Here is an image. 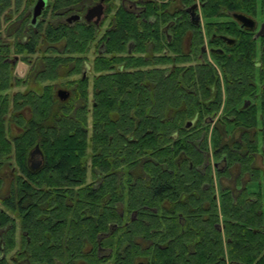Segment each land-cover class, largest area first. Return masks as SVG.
I'll list each match as a JSON object with an SVG mask.
<instances>
[{"label":"trees","instance_id":"1","mask_svg":"<svg viewBox=\"0 0 264 264\" xmlns=\"http://www.w3.org/2000/svg\"><path fill=\"white\" fill-rule=\"evenodd\" d=\"M33 1L0 0V188L3 167H13L0 195V264H264V88L255 97L253 84L264 80V53L255 74L250 36L230 56L191 64L182 32L172 28L166 47L160 33L172 0L153 9L158 27L147 36L122 7L102 35L92 23L61 20L55 11L76 0H54L34 25L11 20ZM179 1L201 2L203 20L264 7ZM99 43L105 54L89 83L82 67ZM161 46L170 51L155 55ZM11 52L28 64L24 79ZM19 84L27 90L10 96Z\"/></svg>","mask_w":264,"mask_h":264},{"label":"flooded vegetation","instance_id":"2","mask_svg":"<svg viewBox=\"0 0 264 264\" xmlns=\"http://www.w3.org/2000/svg\"><path fill=\"white\" fill-rule=\"evenodd\" d=\"M36 1L37 0H34L32 4L27 7H22V10H20L16 14L13 20H30V24L34 25L36 23V20L40 19L44 10H48V15L51 14L50 10L54 6V0H45V4L43 9L41 10V13L34 20L33 6ZM98 3H101L103 6V14L101 19L97 22L92 19H86L84 17L86 10L89 7ZM160 3L161 0H76L74 6H71V9L68 10V7L65 6L62 10H56L55 13H58L60 19L66 21L69 24L75 21H85L89 24L92 23L94 24L98 35H102L103 33H106L107 30L112 28L115 24V20H113V10L117 9L118 7H122L129 12L135 13V15L140 19L138 21L141 27V33L144 36H147V30L151 29L152 31H154L158 24L156 11L153 9L156 8V6L160 7ZM201 7L202 3L199 1H191L189 3H184L183 1L172 0L170 4V12L173 14V16L164 24L162 23L159 28L160 33L166 35L167 38V41L164 43V46L166 47L171 42V36L173 37L175 30L178 32H182L180 46L182 48V51H184L185 55L190 58L191 62L188 63L194 64L195 62L203 61L204 57L207 58L210 62L214 63V60L211 59L213 53L218 55L226 54L227 56H230L233 47L238 42V37H241L243 35L250 36V39L255 42V50L253 51V55L250 60L254 67L255 74H258L260 66L262 65V53H264V20L259 21L258 19H256L255 16L257 15V9L255 10V13L253 15L241 12L250 16L254 20L253 28H250L236 20L233 17L232 11L227 12L225 16L218 18V20H203V17L201 15ZM108 8H111V11H108ZM160 11L161 8H158V13ZM263 12L264 7H260V13ZM195 14L198 15V18L195 16ZM48 18V20H51L50 17ZM215 23H220V25H217ZM183 24L185 26H183ZM172 28L174 31L168 34L170 30L172 31ZM198 32L202 35V40H200V42L198 41ZM148 41L145 42L147 43V45H150V42L148 43ZM94 47H96V49ZM165 47H158L159 51L156 52L155 55H159L160 52L161 54L162 52L168 53L170 50L169 48ZM93 48L95 51V58L97 56L105 54L102 43L93 46ZM131 50L132 45L131 43H129L127 45V54H130ZM14 56V58H8V60L11 64L15 65L18 60V56L17 54H14ZM142 56H144L145 62L150 61L148 58L147 49L142 52ZM15 58L17 59L16 61ZM84 62L85 63L83 65L82 72L86 70L85 74H87V72L91 68V65L87 59ZM157 66L162 68L165 66V64H158ZM167 66L170 67V65ZM149 67L151 66L144 65L142 68L148 69ZM17 73L18 72H15L14 75H17ZM222 83L224 87L223 79ZM253 84L255 85L254 96L257 97L259 93V88H264V80L260 82L259 79L255 78V82ZM31 151L29 154V162L32 167L36 168L40 165L38 161L39 159H41V157L39 153H31ZM19 232L20 231L17 228L15 231V237H17V234H19Z\"/></svg>","mask_w":264,"mask_h":264},{"label":"rangeland","instance_id":"3","mask_svg":"<svg viewBox=\"0 0 264 264\" xmlns=\"http://www.w3.org/2000/svg\"><path fill=\"white\" fill-rule=\"evenodd\" d=\"M27 2V1H26ZM26 2H24V3H22V7H24V5H25V3ZM20 10H22V9H20ZM16 16V15H15ZM14 16V17H15ZM13 17V18H14ZM256 17V19H258L259 21H261V20H264V12L263 13H260V6L257 8V15L255 16ZM13 18L11 19V20H13ZM6 25V24H5ZM5 25H3V26H5ZM4 40H7L6 38H4ZM45 45H47V43L45 44ZM45 45L43 46H41L42 48H44L45 47ZM95 49H96V47H94ZM94 48H93V46H92V48H90L89 49V51H88V53H87V60H88V62L90 63V65H91V68H92V63H93V60H94V58H95V56H94ZM12 51V50H11ZM14 54H16V53H13V52H11L10 54H9V58H14L15 56H14ZM14 56V57H13ZM17 56H18V60H17V62H16V64L13 66V72L15 73V72H18L17 73V77H21L22 79H24L25 77H26V73H28V71H29V69H28V64H27V62L26 61H24L23 60V58L22 57H20V55L19 54H17ZM36 56V55H35ZM38 58V60L39 59H41V57H37ZM212 59V58H211ZM83 68V67H82ZM93 70L92 69H90L89 70V73H88V76H89V83H91V79H92V75H93ZM33 76V75H32ZM32 79H33V77H32ZM64 79H57V80H55L54 81V84H55V90L56 89H58L59 87L60 88H66V89H68L67 88V86H65L64 85ZM33 83H34V81H33ZM30 85H32L33 86V88H36L37 90H39V88H41L40 86H35L36 84L34 83V85L32 84V80H31V82H30ZM27 86H24V85H22V84H19V85H17V86H13L11 89H9L7 92H9V94H10V96L11 95H13L14 94V92H16V91H26L27 90ZM219 112H221V110L219 111ZM260 145H261V143H260ZM13 164V163H12ZM12 169H13V167H12V165H5L4 167H3V174H2V176L4 177V179H3V184L1 185V188H0V195L2 196V195H5L6 193H7V188H8V184H9V182L11 181V171H12ZM16 176V175H15ZM19 234H17V237H16V240L18 241L19 240ZM16 249H17V247H16ZM14 252H15V249L14 250H12L11 252H9V254L6 256V258L8 259V261H11V256L14 254Z\"/></svg>","mask_w":264,"mask_h":264},{"label":"water","instance_id":"4","mask_svg":"<svg viewBox=\"0 0 264 264\" xmlns=\"http://www.w3.org/2000/svg\"><path fill=\"white\" fill-rule=\"evenodd\" d=\"M44 4H45V0H37L36 3L34 4V6H33V19L34 20L41 13V10L43 9ZM102 14H103V6L101 3H98V4H95L91 7H89L86 10L84 17L88 20L92 19V20L97 22L98 20L101 19ZM195 16L198 18L197 14H195ZM233 17L236 20H238L239 22H241L243 25L250 27V28H253L254 20L250 16H248L244 13H241V12H233ZM16 60L17 59L15 58V61ZM85 73H86V70L83 71V74H85ZM56 95L60 100H66L69 97L70 92L66 88H58L56 90ZM247 104H249V100L244 101V106H247ZM31 153H39L40 154V151H39L37 145L33 148ZM38 163H41V159H39Z\"/></svg>","mask_w":264,"mask_h":264},{"label":"bare ground","instance_id":"5","mask_svg":"<svg viewBox=\"0 0 264 264\" xmlns=\"http://www.w3.org/2000/svg\"><path fill=\"white\" fill-rule=\"evenodd\" d=\"M187 8V7H186ZM186 13V12H185ZM255 43V42H254ZM221 45V44H220ZM217 50V49H216ZM23 51V50H22ZM198 54V53H197ZM256 54V53H255ZM205 58V57H204ZM251 61V60H250ZM246 66V65H245ZM238 67V66H237ZM71 68V67H70ZM101 68V67H100ZM114 68V67H113ZM250 74V73H249ZM14 76V75H13ZM61 77V76H60ZM66 77V76H65ZM21 78V77H20ZM40 82V81H39ZM53 89V88H52ZM34 91V90H33ZM16 95V94H15ZM234 109V108H233Z\"/></svg>","mask_w":264,"mask_h":264}]
</instances>
